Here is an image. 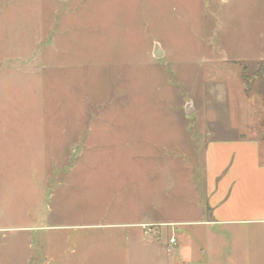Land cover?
<instances>
[{"label": "rangeland", "instance_id": "1", "mask_svg": "<svg viewBox=\"0 0 264 264\" xmlns=\"http://www.w3.org/2000/svg\"><path fill=\"white\" fill-rule=\"evenodd\" d=\"M263 70L264 0H0V264H264L200 212Z\"/></svg>", "mask_w": 264, "mask_h": 264}, {"label": "crops", "instance_id": "2", "mask_svg": "<svg viewBox=\"0 0 264 264\" xmlns=\"http://www.w3.org/2000/svg\"><path fill=\"white\" fill-rule=\"evenodd\" d=\"M264 79V70L262 72ZM258 136H237L204 144L208 226L264 225V161ZM251 239L254 233H251Z\"/></svg>", "mask_w": 264, "mask_h": 264}, {"label": "water", "instance_id": "3", "mask_svg": "<svg viewBox=\"0 0 264 264\" xmlns=\"http://www.w3.org/2000/svg\"><path fill=\"white\" fill-rule=\"evenodd\" d=\"M159 55H161V51H160L159 47L156 45L154 47L153 56L154 57H159Z\"/></svg>", "mask_w": 264, "mask_h": 264}, {"label": "built area", "instance_id": "4", "mask_svg": "<svg viewBox=\"0 0 264 264\" xmlns=\"http://www.w3.org/2000/svg\"><path fill=\"white\" fill-rule=\"evenodd\" d=\"M173 242V241H172Z\"/></svg>", "mask_w": 264, "mask_h": 264}]
</instances>
